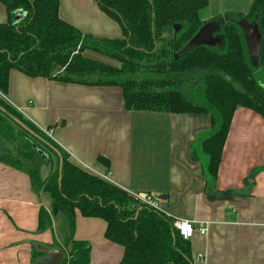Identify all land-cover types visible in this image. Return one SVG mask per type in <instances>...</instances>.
Masks as SVG:
<instances>
[{
	"label": "trees",
	"instance_id": "trees-1",
	"mask_svg": "<svg viewBox=\"0 0 264 264\" xmlns=\"http://www.w3.org/2000/svg\"><path fill=\"white\" fill-rule=\"evenodd\" d=\"M96 1L119 23L122 37L82 32L60 16V0H0L8 12V21L0 24V106L5 110L0 111V161L25 172L32 189L48 200V208L40 209L38 230L54 231L49 247L63 251L62 264H91L90 244L75 237L77 211L106 222L105 238L124 248L119 264H194L190 240L174 228V217L73 163L64 148L2 94L8 92L11 70L18 69L31 77L120 87L129 110L207 114L211 132L202 142L208 157L206 191L246 195L242 190L218 191L216 181L236 109L246 107L264 116V86L255 74L264 68V0H253L246 13L225 14L258 24L262 34L258 68L250 61L241 27L231 18L219 25L222 42L191 45L208 23L200 12L209 0ZM19 10L26 14L18 21ZM87 51L112 61L88 57ZM195 76L202 82L198 98L180 87L181 81H194ZM54 148L63 157L61 182ZM42 153L51 162L46 180L41 176ZM99 159L108 166L106 159ZM32 252L33 264L47 255L36 246Z\"/></svg>",
	"mask_w": 264,
	"mask_h": 264
},
{
	"label": "crops",
	"instance_id": "crops-1",
	"mask_svg": "<svg viewBox=\"0 0 264 264\" xmlns=\"http://www.w3.org/2000/svg\"><path fill=\"white\" fill-rule=\"evenodd\" d=\"M252 2L209 0L200 14L208 11L201 17L210 23L228 12L246 13ZM59 13L84 33L122 37L119 23L96 0H60ZM7 21L0 2V24ZM2 96L47 130L76 165L133 194L153 195L160 209L176 219L210 222L206 235L190 239L194 264H264V116L246 107L234 113L216 189L246 195L227 196L206 191L208 157L202 142L211 132L207 114L129 110L120 87L65 83L18 69L11 70ZM47 202L25 172L0 161V264H33V246L53 243L54 231L38 230ZM105 230L104 220L77 211L75 237L90 244L91 264H119L123 257V246L106 239Z\"/></svg>",
	"mask_w": 264,
	"mask_h": 264
},
{
	"label": "water",
	"instance_id": "water-1",
	"mask_svg": "<svg viewBox=\"0 0 264 264\" xmlns=\"http://www.w3.org/2000/svg\"><path fill=\"white\" fill-rule=\"evenodd\" d=\"M17 19L18 21L21 19L22 15H25L26 12L19 10L17 12ZM232 19L234 20L242 29L244 33V37L248 46L249 50V57L252 65L255 68L259 67V61L261 57V51H262V34L259 30V26L256 23L249 22L245 19H240V18H233L229 16H224L220 20L213 21L210 23L205 24L201 30L196 34V36L192 39L191 45H196V44H219L222 42L223 38L217 34V36H213L214 33H218L219 31V25L222 21L227 20V19ZM212 36V38L210 37ZM197 75V74H195ZM196 80L201 81L200 76H195ZM189 81V80H188ZM261 81V80H260ZM186 80L181 81V89L184 83H186ZM192 85H195L193 82L191 83ZM261 84L264 86V81H261ZM202 85V82H200V86ZM189 89V88H188ZM190 96L191 93L189 94ZM188 95V96H189ZM0 111H5L3 107L0 106ZM13 121L17 123L20 127L28 131L31 135L33 136H38L35 134L33 130H31L23 121H21L19 118L11 116ZM56 151L57 155L60 158V178L59 181L61 182L62 179V166H63V157L61 156V153L54 148ZM43 159H44V165L41 167V176L43 180H46L47 177L49 176L51 172V162L48 156L45 153H42ZM253 175V174H251ZM252 180V179H251ZM253 181V180H252ZM143 196H146V193L142 194ZM39 249L45 250L47 252V255L43 258H40L39 260L36 261L35 264H62L61 260L63 258V251L60 249L56 248H51L49 246H39Z\"/></svg>",
	"mask_w": 264,
	"mask_h": 264
},
{
	"label": "built area",
	"instance_id": "built-area-1",
	"mask_svg": "<svg viewBox=\"0 0 264 264\" xmlns=\"http://www.w3.org/2000/svg\"><path fill=\"white\" fill-rule=\"evenodd\" d=\"M47 134L49 132L43 129ZM50 135V134H49ZM143 202L155 207L159 208L158 202L156 198L151 194H146L143 196L142 194H136ZM210 222L207 221H199L195 222L188 219H176L174 220V228L178 231L179 235L186 240H190L196 233L206 235L208 232V226Z\"/></svg>",
	"mask_w": 264,
	"mask_h": 264
},
{
	"label": "rangeland",
	"instance_id": "rangeland-1",
	"mask_svg": "<svg viewBox=\"0 0 264 264\" xmlns=\"http://www.w3.org/2000/svg\"><path fill=\"white\" fill-rule=\"evenodd\" d=\"M229 13V12H228ZM209 15L208 11H204L202 12L201 16L205 17ZM256 76L261 80L264 81V68H258L255 72ZM191 82H193L195 85H192ZM200 86V81L198 82V80H194V81H190V82H186L183 84L182 86V91L186 94L189 95L191 93V95H196V97L198 98L200 95V90L201 88H199ZM189 88V89H188ZM208 161V159H207ZM45 200H47L46 198H44ZM48 201V200H47ZM48 203V202H47ZM49 205V204H48Z\"/></svg>",
	"mask_w": 264,
	"mask_h": 264
}]
</instances>
